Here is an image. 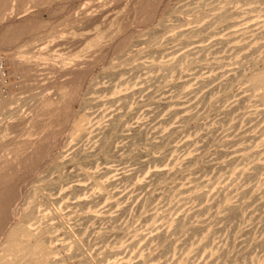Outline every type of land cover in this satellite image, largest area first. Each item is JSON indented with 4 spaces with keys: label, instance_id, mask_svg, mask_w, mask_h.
Returning <instances> with one entry per match:
<instances>
[{
    "label": "rangeland",
    "instance_id": "obj_1",
    "mask_svg": "<svg viewBox=\"0 0 264 264\" xmlns=\"http://www.w3.org/2000/svg\"><path fill=\"white\" fill-rule=\"evenodd\" d=\"M0 264H264V0H0Z\"/></svg>",
    "mask_w": 264,
    "mask_h": 264
}]
</instances>
